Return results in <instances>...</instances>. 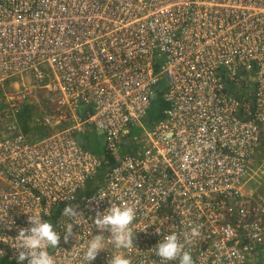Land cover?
I'll return each instance as SVG.
<instances>
[{
	"label": "built area",
	"instance_id": "1",
	"mask_svg": "<svg viewBox=\"0 0 264 264\" xmlns=\"http://www.w3.org/2000/svg\"><path fill=\"white\" fill-rule=\"evenodd\" d=\"M30 97L46 99L39 120L53 129L40 136L18 119ZM110 204L135 209L131 249L93 224ZM36 213L60 235L57 264H88L98 234L89 264H179L154 251L172 233L193 264H264V0H0V256L11 264Z\"/></svg>",
	"mask_w": 264,
	"mask_h": 264
},
{
	"label": "clouds",
	"instance_id": "2",
	"mask_svg": "<svg viewBox=\"0 0 264 264\" xmlns=\"http://www.w3.org/2000/svg\"><path fill=\"white\" fill-rule=\"evenodd\" d=\"M101 196L99 199H103ZM77 211L74 207L66 205L63 215L75 217ZM135 219V209L129 205L110 204L103 212H97L93 224L102 233L108 230L111 233L112 243L119 248L131 249L133 246L132 225ZM30 227L21 228L15 237L16 260L18 264H57L54 256L50 255L48 248H56L60 244V235L53 229V225L36 214L28 215ZM72 224L67 225L65 241L72 235ZM148 227V226H147ZM199 235L197 228H192L190 236ZM189 236L186 234L185 240ZM103 235H95L87 245L84 259L91 262L96 259L103 250ZM155 254L165 261H173L179 258V264H193L190 252L184 251V245L179 241L175 233L166 235L162 241H158L154 248ZM110 264H131L130 260L122 255H115Z\"/></svg>",
	"mask_w": 264,
	"mask_h": 264
},
{
	"label": "rangeland",
	"instance_id": "3",
	"mask_svg": "<svg viewBox=\"0 0 264 264\" xmlns=\"http://www.w3.org/2000/svg\"><path fill=\"white\" fill-rule=\"evenodd\" d=\"M13 81H9V85L12 87V84ZM37 91H39V89H37ZM43 93V95H45V91L42 92V91H39V94L41 95ZM40 97V96H39ZM46 99H43V101H41V98L38 101H35V98L33 97H30L28 99V105H30V115H29V118L31 119L30 120V125L33 126V128L31 130H34L36 133H40V132H44L45 130H52L53 127L50 126V125H43L39 118L41 116V112L43 110V107H46ZM45 104V105H44ZM18 119L20 121V118H19V115H18ZM41 134H38L37 136H40ZM84 138L86 140H91L93 138H95V141L92 142V146L100 153H102L104 151L103 147H102V144H101V137L100 135L96 132V131H91V132H87L84 134ZM262 153H259L258 152V155H261ZM103 166L105 167L106 164H103Z\"/></svg>",
	"mask_w": 264,
	"mask_h": 264
},
{
	"label": "trees",
	"instance_id": "4",
	"mask_svg": "<svg viewBox=\"0 0 264 264\" xmlns=\"http://www.w3.org/2000/svg\"><path fill=\"white\" fill-rule=\"evenodd\" d=\"M160 93L161 92L159 91L158 97L153 102H151V105L148 108L147 117L150 121L154 118H158L161 115V110L163 106L165 105L164 101L161 99ZM29 107L30 105H28V103H25L23 105L21 112L19 113L20 124L23 130L34 131V130H31L33 126L30 125L31 119L29 118V115H30L31 110ZM99 176H100V172L97 173L95 178L99 179ZM89 190L93 191L94 187L89 188ZM0 264H11V262L8 261L5 257L0 256Z\"/></svg>",
	"mask_w": 264,
	"mask_h": 264
},
{
	"label": "water",
	"instance_id": "5",
	"mask_svg": "<svg viewBox=\"0 0 264 264\" xmlns=\"http://www.w3.org/2000/svg\"><path fill=\"white\" fill-rule=\"evenodd\" d=\"M156 96H157V92H154V93L152 94V98L155 99ZM99 132H101V130H99ZM101 157L103 158V157H104V154H102Z\"/></svg>",
	"mask_w": 264,
	"mask_h": 264
}]
</instances>
